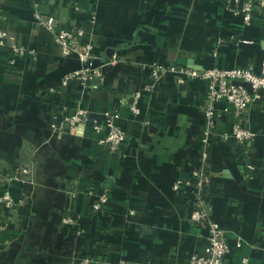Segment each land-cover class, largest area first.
Segmentation results:
<instances>
[{
    "label": "crops",
    "instance_id": "crops-1",
    "mask_svg": "<svg viewBox=\"0 0 264 264\" xmlns=\"http://www.w3.org/2000/svg\"><path fill=\"white\" fill-rule=\"evenodd\" d=\"M2 1L10 35L38 56L15 59L9 43L0 45V159L12 166L32 163L35 178L28 193L19 184L12 188L21 201L22 224L0 230V264H67L76 246L108 254L115 263L187 264L191 253L208 244L207 231L189 218L194 195L186 182L194 178L203 152L199 106L208 83L167 73L153 91L142 93L138 114L130 109V97L148 82L146 63L250 65L260 72L262 17L256 14L243 25L233 10L235 0H79L80 12L71 8L72 0ZM37 11L85 27L83 42L93 43L98 64L116 56L104 66L102 81L86 91L73 81L57 95L46 93L81 61L77 53L64 55L36 20ZM77 102L100 122L108 112H120L117 122L127 136L119 150L100 144L105 132L92 120L73 131L49 126L50 105L72 108ZM252 121L264 129V95ZM230 130L229 122L221 123L209 147L210 211L226 231L228 261L264 264V136L246 154L232 139H223ZM247 164L254 166L251 177L244 173ZM75 179L86 187L109 186L105 207L94 210V197L84 191L69 201L66 191ZM67 207L80 218L85 235L76 237L60 224Z\"/></svg>",
    "mask_w": 264,
    "mask_h": 264
},
{
    "label": "built area",
    "instance_id": "built-area-1",
    "mask_svg": "<svg viewBox=\"0 0 264 264\" xmlns=\"http://www.w3.org/2000/svg\"><path fill=\"white\" fill-rule=\"evenodd\" d=\"M234 12L242 17L243 25H250L256 14L264 20V0H235ZM71 8L75 12L82 11L79 0H72ZM36 20L46 27L53 35L55 42L61 45L64 55L72 52L80 57L81 66L64 75L58 87H49L46 93L50 95L59 94L63 88L76 81L86 91L92 87L95 80H103L104 66L116 61V56L107 63L98 64L94 45L91 42H83L86 35V28L75 21L71 24L63 23L53 15H44L37 11ZM12 49L14 58L36 60L38 52L28 45L19 44L10 35L7 28V13L0 0V45H7ZM14 59L11 61L13 62ZM149 67L148 82L141 88L132 92L130 109L138 114V100L143 92H151L155 89L157 82L167 73H175L186 79L201 78L208 83L205 99L199 106V110L204 114L205 129L203 138V152L199 158V165L194 171V178L186 181L192 188L194 199L189 212V218L194 223L203 227L207 231L208 244L202 250L195 251L189 255L187 264H233L227 260V255L231 252L230 243L227 240L224 227L213 218L207 196V189L210 185L211 154L209 147L214 130L223 122H229L231 130L222 133L225 140L232 139L237 146H241L244 153L252 152L255 141L259 136H264V129L258 130L254 127L252 115L255 111L256 101L264 95V61L260 72H256L250 65L238 67H192V66H164L158 63H146ZM250 83L253 93L241 83ZM123 102L128 99L122 100ZM51 109L49 126L54 131H62L66 127L73 131L75 128L85 126L90 120L93 121L94 128L98 132H105L99 142L108 146L112 151H117L126 140V130L117 122L121 117L118 110L107 113L104 121L93 119L90 111L80 102L72 108L61 106ZM146 126L149 121L144 122ZM243 153V155H244ZM34 166L32 163H21L12 166L0 159V230L6 229L9 225L21 226V204L12 193V188L19 184L25 193L31 191L35 184ZM254 166L246 165V177H251ZM181 183V181H179ZM178 187V184L176 185ZM82 191L94 197L93 207L98 211L105 207L109 200L110 188L86 187L75 179L71 182L69 190L66 191L68 200H75ZM24 194V193H23ZM134 211L131 210L130 213ZM60 224L69 226L75 231L76 237L86 234L87 229L82 225L78 216L73 215V211L67 207V211L60 215ZM242 245L239 239L237 246ZM67 264H126L125 261L115 263L108 254H92L79 250L76 246L69 256Z\"/></svg>",
    "mask_w": 264,
    "mask_h": 264
},
{
    "label": "water",
    "instance_id": "water-1",
    "mask_svg": "<svg viewBox=\"0 0 264 264\" xmlns=\"http://www.w3.org/2000/svg\"><path fill=\"white\" fill-rule=\"evenodd\" d=\"M241 84H243L245 87H247L248 88V90L251 92V93H253V90H252V87H251V84L250 83H241Z\"/></svg>",
    "mask_w": 264,
    "mask_h": 264
},
{
    "label": "trees",
    "instance_id": "trees-1",
    "mask_svg": "<svg viewBox=\"0 0 264 264\" xmlns=\"http://www.w3.org/2000/svg\"><path fill=\"white\" fill-rule=\"evenodd\" d=\"M208 190V189H207ZM73 215H75L74 213H73ZM76 216V215H75ZM75 232V231H74Z\"/></svg>",
    "mask_w": 264,
    "mask_h": 264
}]
</instances>
